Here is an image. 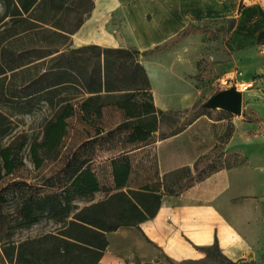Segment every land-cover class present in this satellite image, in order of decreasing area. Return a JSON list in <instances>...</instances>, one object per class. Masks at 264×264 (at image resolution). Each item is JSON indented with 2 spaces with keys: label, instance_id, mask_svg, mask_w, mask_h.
I'll use <instances>...</instances> for the list:
<instances>
[{
  "label": "crops",
  "instance_id": "obj_1",
  "mask_svg": "<svg viewBox=\"0 0 264 264\" xmlns=\"http://www.w3.org/2000/svg\"><path fill=\"white\" fill-rule=\"evenodd\" d=\"M244 3L245 0H94L90 15L72 34L71 48L90 44L134 48L147 71L156 108L194 109L201 97L197 78L201 52L209 54L212 62L223 60L227 74L234 72L233 63H239L243 82H253L254 73H264V42L254 48L248 46L257 40L256 29L260 32L264 23L256 7H242ZM214 18L236 21L232 36L234 44L240 45L238 51L225 44L222 53L209 50L211 44L217 43L205 40L202 31H190L173 41L189 25H201ZM118 21L122 22V30L114 24ZM261 97L264 101V93ZM254 103L246 105L253 119L235 121V131L224 144L223 159L239 154L245 162L224 166L180 194L163 193L155 216L138 226L120 225L108 231V246L98 264L195 262L206 257L200 247L214 243L234 261L264 263V112L253 107ZM199 120L200 117L170 136L128 148L131 172L120 189L159 185V192H163L165 185L185 184L189 179L186 174H195L197 159L219 142L210 126L208 136L213 142L205 146L204 131L195 126ZM208 120L211 125L221 121L212 116ZM154 161L155 170L149 174L148 163ZM98 193L102 194L100 199L107 195L105 191L95 195Z\"/></svg>",
  "mask_w": 264,
  "mask_h": 264
},
{
  "label": "trees",
  "instance_id": "obj_2",
  "mask_svg": "<svg viewBox=\"0 0 264 264\" xmlns=\"http://www.w3.org/2000/svg\"><path fill=\"white\" fill-rule=\"evenodd\" d=\"M0 1L5 6L4 14L0 16V54L4 53L7 60L0 63V101H17L22 111L29 113L35 99H43L49 101L54 109L43 140L31 145L35 167L45 166L51 152L63 145L67 136H77L73 151L40 187L17 179V172L24 164L20 157L24 142L1 148L4 172L0 170V264H98L108 246V231L120 225L138 226L143 220L155 216L163 193L180 194L195 181L224 166L245 162L241 155L233 154L235 162L217 165L225 153L224 144L232 135L229 133L225 141H219L211 151L197 159L195 174H186L189 179L185 184L176 182L165 185L163 192H159V185L154 188L145 185L143 189L125 191L120 188L128 181L131 159L128 150L122 149V152L110 158L105 180H112V184L106 185L94 166L95 146L108 140L102 134L107 125L104 120L105 107L114 106L120 114L119 119L107 128V134L126 132V142L130 147L150 142L158 130V114L162 110H158L154 104L151 83L139 60V51L90 44L67 51L53 49L45 54L39 53L33 60L24 61L16 44L32 30L18 28L26 20V15L42 3L45 6L50 3L48 12L53 10L56 13L63 9L66 0ZM93 6L94 2L84 11L85 17L80 18L70 33L79 29ZM208 22L204 20L201 25H189L173 41L190 31L207 33L211 29ZM37 52L41 51L38 49ZM47 56H51V65L31 78L22 90L8 81L12 76L10 72L14 75L17 68ZM70 86L81 89L88 96L83 100L72 97L55 99L61 88ZM102 92L107 97L119 93L126 95L116 101H104L101 100ZM194 108L209 115L216 111L204 107L203 102ZM80 124L83 125L82 131L77 128ZM88 125L94 129L93 133ZM5 176L12 178L1 184ZM98 191H105L106 197L92 201ZM79 201L85 204L80 206ZM42 220L53 221L60 227L56 231L21 241L13 239L19 230ZM200 249L206 253L204 259L183 264H257L253 260L234 261L228 258L218 243Z\"/></svg>",
  "mask_w": 264,
  "mask_h": 264
},
{
  "label": "rangeland",
  "instance_id": "obj_3",
  "mask_svg": "<svg viewBox=\"0 0 264 264\" xmlns=\"http://www.w3.org/2000/svg\"><path fill=\"white\" fill-rule=\"evenodd\" d=\"M93 2L94 0H66L63 9L57 11L56 13L53 10L48 12L50 3H47L46 6L42 3L35 7L29 14L26 15V20L23 22V24L18 27L20 30L25 27L32 29L30 32L24 34L16 44V47L22 52L21 59L24 61L33 60L38 57L39 53L45 54L47 51H52L53 49L65 51L69 50L72 47L71 37L73 34L70 33V31L75 29L77 24L80 22L81 17H85L84 11L90 8ZM247 5H253L256 7L257 16L264 23V18L258 13V6H261L264 9V0H245V3L242 5V7H246ZM4 12V3L0 1V16L3 15ZM118 22L119 23L115 22L114 24L116 26L119 24V26L116 28L118 30L119 28L122 30V22ZM247 22L249 23L250 21L247 20ZM200 23H202V20ZM207 25L208 28L210 27L211 29L205 33V40H213L215 43H217L216 45L211 44L212 46L209 48V50L214 48L213 52L216 51L217 53H222V50L224 49L222 46L224 44L227 47L232 46V48H234L233 50L235 51L240 49V45H235L233 42L232 34L235 30V27L237 26L234 19L214 18L213 20H209ZM256 30L257 40L255 38L252 43L248 45L249 47L254 48L256 44L264 42V38L261 40L258 39L259 28ZM218 35L222 36L223 39H220ZM218 44L220 46H218ZM40 47L43 48L40 49ZM38 49L41 52H37ZM5 58L6 56L4 53L0 54L1 64L2 62L5 63L7 61ZM50 59L51 56L39 58L32 63L17 68L14 75L11 74V72L9 73V75L12 76L9 77L8 81L15 83L18 89L22 90L31 78L37 76L44 69L51 65ZM223 66V60L212 62L209 60V54L206 52H201V56L197 62V78L199 80L201 97L197 102V105H200L202 102L206 101L217 91L245 81L242 77V67L239 63H233L234 72L231 74H227ZM225 79L226 82L224 83ZM252 79V86L247 89L248 92H246L247 90L244 91L241 114L237 115L221 109H216V111L212 114L210 113V115L197 108L164 110L158 114V130L156 134L152 136L150 142H154L161 138L175 134L181 129L187 127L198 117H200L199 124H196L195 126L198 129L204 131L203 136L205 139L203 142L205 143L206 147H209L213 142L211 137L208 136V128L210 126L216 134L217 140L221 142L225 141L229 133L233 134L235 131V121L240 119H253V116L248 114L249 108L246 106L250 101L253 103L255 102L253 107L260 108L264 112V101L261 97L262 93H264V73H254L252 75ZM124 95L126 94L119 93L107 97V94L102 92L101 100L116 101L118 99L125 98ZM87 96L88 95L85 94L81 89L76 88L75 86H70L61 88L58 91V97L55 99L59 97H72L83 100ZM136 99H140V97H136ZM34 103L35 104L31 112L25 113L22 111V108L19 106L17 101H0V150L7 145L15 146L19 145L21 142H24V147L20 153V157L24 164L17 172L19 175L17 179L26 180L29 183L40 187L44 186L46 180L54 175L58 167L62 165L66 156L70 154L71 150L73 151L72 147L77 140V136L73 134L67 136L64 139L63 145L51 152L45 166L41 168L35 167L31 156V145L34 142H40L43 140L47 123L54 114V109L49 101L43 99H35ZM119 115L120 114L118 113L116 107H105L104 120L107 125L105 131L102 134L105 135L108 140L95 146L96 160L94 162V166L97 168V170H99L102 182L106 183V185L110 184L109 180H105V173L109 171L110 158L116 154H119V152H122V149L127 150L130 147V144L126 142V132L119 133L118 131H115L112 135L107 134V128L112 125L114 121L119 119ZM209 116L221 121L214 124L212 123L211 125V122L208 120ZM88 127L93 133L94 129L89 125ZM77 128H80V131H82L83 125H77ZM235 161L236 158L233 157V154L228 156L226 159H223L222 156L217 165L220 166L222 163L229 164ZM2 165L3 160L0 154V170L2 169V172H4ZM148 166V173L151 174L155 170V161L148 163ZM11 178L12 176H5L1 181V184L10 181ZM185 182L186 181L183 183ZM101 197L102 194L98 193L93 198L100 199ZM59 227L60 225L58 223L42 220L36 225L19 230L14 235L13 239L15 241H21L28 237H34L49 231H56Z\"/></svg>",
  "mask_w": 264,
  "mask_h": 264
},
{
  "label": "water",
  "instance_id": "obj_4",
  "mask_svg": "<svg viewBox=\"0 0 264 264\" xmlns=\"http://www.w3.org/2000/svg\"><path fill=\"white\" fill-rule=\"evenodd\" d=\"M258 13L264 18V9L258 6ZM264 38V29L260 30L258 39ZM203 106L211 109H221L233 114H241L243 106V91L238 90L235 85H231L228 88L217 91L212 94L206 101L203 102Z\"/></svg>",
  "mask_w": 264,
  "mask_h": 264
},
{
  "label": "built area",
  "instance_id": "obj_5",
  "mask_svg": "<svg viewBox=\"0 0 264 264\" xmlns=\"http://www.w3.org/2000/svg\"><path fill=\"white\" fill-rule=\"evenodd\" d=\"M226 82V79L224 80V83ZM236 88L238 90H241V91H246L247 89H249L252 85L250 84H247V83H244V82H241V83H237L236 85ZM241 86V87H240Z\"/></svg>",
  "mask_w": 264,
  "mask_h": 264
},
{
  "label": "bare ground",
  "instance_id": "obj_6",
  "mask_svg": "<svg viewBox=\"0 0 264 264\" xmlns=\"http://www.w3.org/2000/svg\"><path fill=\"white\" fill-rule=\"evenodd\" d=\"M247 84H250V85H252V84H253V82H247Z\"/></svg>",
  "mask_w": 264,
  "mask_h": 264
}]
</instances>
